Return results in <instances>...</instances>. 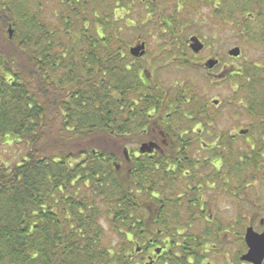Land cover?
I'll return each mask as SVG.
<instances>
[{"label":"trees","instance_id":"trees-1","mask_svg":"<svg viewBox=\"0 0 264 264\" xmlns=\"http://www.w3.org/2000/svg\"><path fill=\"white\" fill-rule=\"evenodd\" d=\"M125 1L0 0V264H143L129 258L137 248L150 250L151 241L170 244L160 264H206L224 253L230 225H202L205 215L194 211L191 196L171 194L189 185L191 142L200 136L188 131L186 118L175 119L174 131H157L172 105L187 112V88L174 89V82L166 92L131 56L132 44L148 41L124 32ZM135 2L131 17L153 14L141 27L178 33L154 34L162 54L178 50L188 63L191 38L179 45L187 23L176 15L183 6L166 7L174 13L161 17L156 7ZM235 11L229 6L218 23L240 41L264 42V34L237 33ZM245 73L234 79L225 109L237 127L243 119L252 128L264 79ZM217 110L205 116L196 108L194 118L214 132L202 135L217 143L210 157L248 176L252 159L242 162L233 148L247 139L216 131L224 115ZM261 136L251 130L247 137Z\"/></svg>","mask_w":264,"mask_h":264},{"label":"flooded vegetation","instance_id":"flooded-vegetation-1","mask_svg":"<svg viewBox=\"0 0 264 264\" xmlns=\"http://www.w3.org/2000/svg\"><path fill=\"white\" fill-rule=\"evenodd\" d=\"M136 0H126L124 4L129 7V9H123V12L125 15L130 14V6L134 5ZM141 3L145 4L147 6V10L150 11L149 7L153 6L157 8V12L160 14V16L165 17L168 12L174 13L173 11H169L168 9H165L166 7H176V6H183V8L187 9V12L184 10L182 13L183 16L181 19L185 20L187 24L183 27V29L180 32V34H195L196 33V26L194 23H196L195 16L196 14V7H203V6H210L214 10V17L218 22L220 20H223V23L226 19V16L228 15V7L229 6H236L237 11H235V18L236 22H238L237 25V33L238 34H264V0H140ZM118 5H121L119 2ZM190 10V14H189ZM181 12H177L176 15H179V18L181 17ZM153 15V14H152ZM152 15L146 14L145 12V19L142 21L147 25L146 23L149 21L151 24V20L153 19ZM190 17V21L188 18ZM202 20H204L205 16L200 15L199 16ZM200 19V20H201ZM153 29V28H151ZM227 29V26H222V33H225ZM169 32V34H178L176 31H159L154 30L153 32H148L149 34H166ZM197 38L198 41L203 45L202 49L199 52H196L195 49L192 46L191 39ZM191 39L189 42H187V48L190 51V58L187 60L188 63H186V58L179 57L176 59H173V61L163 64L156 67L158 70L166 69L167 67H174L180 71H184V65L187 64L188 70H190L189 73V79L188 83H186L187 88V95H186V110L185 113L184 110L178 109L179 107H175L174 105L171 106V110L166 111L159 120H161V126L159 127V131L162 133H168L170 131H174V128L172 126H175V119L176 118H186L188 127V131H192L193 133H198V136H200V142L194 143L191 142V149L194 150L192 152L193 158L191 161V181L189 182V185L186 186L185 189L182 191L179 190L178 192H171L173 197L182 198L186 194L191 196V205L197 213L204 214V223H208L207 225L212 228V226H218V224L225 223L222 221V216L224 213H227L228 211H231V209H235L234 211L237 213V220H235V225L233 224H226L230 225L229 230L224 231V246L225 248L236 246V247H243V243H245V246L247 248L246 242H245V235L246 230L249 228H253L254 231L258 234H264V220L260 221V229H257L256 227L250 225H245L242 223V219L244 218V211H247V213H253V214H264V96H261V102H258L255 104V117L253 122V127L250 128L248 126V122H243V119H241L240 127L238 126L236 129H234L233 132H230L231 136L232 134H235V136H232L233 138H243L246 137L247 142H243L244 146H238V141L233 144V148L240 150L239 155L242 160L244 161L242 157L248 156L252 159V173L248 176H244L243 169L240 168V171L235 173L234 175L232 172L234 169H232V166L229 167L226 165V162L222 157H210L214 155L213 149L215 146H217V143H210L203 142L202 135H212L214 132L212 128L204 129V126L200 122H196V108H198V111H205V116L210 115L212 112V109H225V105L228 100L226 101L224 106H221V101L219 100H213L212 102H206L203 100L202 96H205V91L200 90L198 87H195L193 83L191 82V69L194 71H199L206 77L205 79H208L211 82V85H219V84H227L228 81L232 82L237 76H241L242 78L246 76V71L254 70V74H260L262 75L264 79V59H260L258 61H248L247 63H242V65H239L237 63L240 62V60H245L244 53L241 51L240 48L236 47L240 51V57H231L228 53L235 49H231L228 52H224L220 49V45H215L213 49V54H209V56H206L207 50H210L211 46L205 45L206 43L201 40L198 37L191 36ZM244 39V37L242 38ZM140 43H137L134 45V47H137ZM255 47L259 49H264V42L256 41L252 43ZM146 48V47H145ZM179 49V48H178ZM147 50V48H146ZM147 54V51L145 53V56ZM228 55V58L226 59ZM145 56L140 58L142 60L145 59ZM209 61H215L217 62L216 65H214L213 68H209L207 66ZM184 64V65H183ZM183 65V66H182ZM147 67V66H144ZM148 68H152V66H149ZM173 69V68H172ZM171 69V70H172ZM169 70V71H171ZM174 83V82H173ZM184 84H179L175 81V85H173L174 89H180L183 87ZM191 88L193 90V94L191 93ZM168 92V90H166ZM201 94L199 99L197 98L196 101H194V94L195 93ZM191 98H193V102L191 101ZM206 98V97H205ZM202 99V101L200 100ZM202 102H205L202 103ZM219 106H221L219 108ZM222 111V110H221ZM202 117H199L198 120H200ZM174 120V121H173ZM252 130L253 134L255 136H261V137H254V141L250 142L249 138L247 137L249 132ZM219 132H222L221 130H217ZM207 133V134H206ZM229 133V132H228ZM229 134V135H230ZM261 134V135H260ZM207 135V136H208ZM223 156L224 153H221ZM184 160H179L177 163H183ZM241 162V164H242ZM190 173V172H188ZM248 180L247 182H244V180ZM230 180V182H229ZM172 183H169L166 185V188H171L169 185ZM175 185V183L172 185V187ZM180 186V184L177 183L176 187ZM181 191V192H180ZM224 220V218H223ZM221 225V226H222ZM192 227V225L190 226ZM196 226H193L192 228H195ZM232 229L236 228V231H231ZM233 238L232 241H230L229 238ZM223 238V237H222ZM170 244H167V247H161V246H154L153 241L150 242L151 249L145 252L143 248H137L136 252L131 254L129 260L132 262H138L139 260H143V264H160L162 261L167 259V254L169 252L168 248ZM223 249V255L217 254L215 256V259H219V262H217L214 257L213 259L207 261L206 264H250L246 263L242 260L245 253L238 252L236 255V258L231 259V254L228 250ZM217 250V249H216ZM218 252H220L218 250ZM229 254H228V253ZM264 262V261H263ZM264 264V263H263Z\"/></svg>","mask_w":264,"mask_h":264},{"label":"rangeland","instance_id":"rangeland-1","mask_svg":"<svg viewBox=\"0 0 264 264\" xmlns=\"http://www.w3.org/2000/svg\"><path fill=\"white\" fill-rule=\"evenodd\" d=\"M50 6L47 11L53 9L54 2L49 1ZM183 10L181 11L184 12V10L187 12V9L182 8ZM196 11L194 14H196L195 19H196V33L195 34H183L181 35V38L179 40V45L183 47V44H185L191 36H195L203 40L208 46H211L210 50H207L206 56H209V54H213V47L217 44L220 45V49L224 52H228L229 50L233 48H240L241 51L244 53V58L245 60H240L239 65H242V63H247L248 61H258L260 59H264V49H259L255 47L253 44L248 43V40H239V38L235 36H231L229 33L230 29H226L225 33H222V26L218 23V20L215 19L214 17V10L210 6H203V7H196ZM141 14V15H139ZM190 14V10H189ZM203 15L205 16L204 20H202L199 16ZM121 16H124V13H121ZM137 16L141 17L140 20H137ZM182 17V16H181ZM180 17V18H181ZM145 19V12H134V16L131 17L129 14L128 16V24H129V29L124 30L125 33L127 34H140L136 35L135 38L141 37L143 39H146L148 41L147 43V54L145 56V59L142 60V66L143 68L146 67V70L149 69L153 71L154 76L158 75L159 81L163 82V88L167 90L171 85H173V82L181 83L184 84V87H186V83H188L189 79V73L190 70L186 69L184 67V71H180L174 67H167L166 69L163 68V70L156 72L155 70H158L156 67H159L163 64L169 63L173 61V59L179 58L178 50L175 51V54L168 56L166 52H163L162 54V46L163 42L160 41L156 43L154 41V33H151L150 37L148 36V32H153V29H150L147 31L144 27H141V21ZM201 19V20H200ZM190 21V17L188 18ZM122 26L126 25V21H121ZM136 44H132V47ZM172 54V53H171ZM190 52H187L185 57L190 58ZM228 58V55L226 59ZM262 62V61H258ZM149 66H152L153 69L148 68ZM173 68V69H172ZM172 69V70H171ZM171 70V71H169ZM191 82L195 87H198L200 90L205 91L204 95L206 99L209 102H212L213 100H219L221 101V106H224L226 101L231 98V94L234 90V84L233 81L230 82L228 81L227 84H219V85H211V82L208 79H205L206 77L204 74H202L199 71H194L191 69ZM202 94V93H201ZM219 106V108L221 107ZM222 111L220 112L217 110L219 113H223V117H219L218 123H217V130L223 131V133L230 134V132H233L234 129L237 128L236 124L234 123V120H232L230 115L226 113L227 110H224L223 108H220ZM235 118V117H234ZM247 122V121H246ZM245 122V123H246ZM229 132V133H228ZM232 136H235V134H232ZM214 136L211 138L212 143H214L213 140ZM203 142H207L208 144L211 143V141H207L205 137L202 138ZM244 141L240 140L238 141V146H244L243 143ZM235 209H231V211H228L227 213H224L222 216V221L227 222V224H233L235 225V220H237V213L234 211ZM224 218V220H223ZM264 220V214H253V213H245L244 212V218L242 219V223H244L246 226L251 225L256 227L257 229H260V221ZM236 231V228H235ZM230 241L233 240V238H229ZM226 250L229 251L231 254V259L236 258V255L238 252H240V246L236 247L231 246L229 248H225ZM235 260V259H234Z\"/></svg>","mask_w":264,"mask_h":264},{"label":"water","instance_id":"water-1","mask_svg":"<svg viewBox=\"0 0 264 264\" xmlns=\"http://www.w3.org/2000/svg\"><path fill=\"white\" fill-rule=\"evenodd\" d=\"M10 36H12L13 32L12 30H9L8 33ZM191 43L193 48L196 52H199L203 45L198 41L197 38L191 39ZM146 45L145 43H142L138 45L137 47H132L130 49V54L134 58H142L145 56L146 53ZM231 57H240V51L238 48H235L231 50L228 53ZM209 68H213L214 65L217 64L215 61H209L207 63ZM146 147V145L144 146ZM144 149V148H143ZM245 242L248 248L247 253L243 256L242 260L246 263L250 264H263L264 262V234H258L256 231L253 230V228H249L246 230L245 235Z\"/></svg>","mask_w":264,"mask_h":264}]
</instances>
